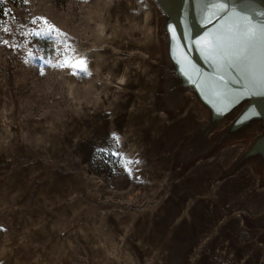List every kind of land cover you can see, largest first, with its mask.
<instances>
[{"label":"rangeland","instance_id":"374dc122","mask_svg":"<svg viewBox=\"0 0 264 264\" xmlns=\"http://www.w3.org/2000/svg\"><path fill=\"white\" fill-rule=\"evenodd\" d=\"M0 26V264H264V170L225 175L243 138L184 157L207 115L164 95L152 0H0Z\"/></svg>","mask_w":264,"mask_h":264},{"label":"water","instance_id":"95a60500","mask_svg":"<svg viewBox=\"0 0 264 264\" xmlns=\"http://www.w3.org/2000/svg\"><path fill=\"white\" fill-rule=\"evenodd\" d=\"M152 1L161 16L167 61L164 95L175 106L190 96L207 115L196 125L184 157L243 138L250 143L225 175L247 163L264 170V36L242 60L225 58L226 52L238 49L206 51L197 43L205 37L230 35L229 28L243 27V17H251L254 25L264 24V0ZM216 132L217 139L210 141ZM253 222L264 227V213Z\"/></svg>","mask_w":264,"mask_h":264},{"label":"snow or ice","instance_id":"6c2138e0","mask_svg":"<svg viewBox=\"0 0 264 264\" xmlns=\"http://www.w3.org/2000/svg\"><path fill=\"white\" fill-rule=\"evenodd\" d=\"M221 9L225 6L223 4L219 5ZM244 21L243 27L237 25L235 29L229 28L228 32L230 35L226 36H214L212 38L205 37L204 39L197 41L206 51H211L216 47L227 48V49H238V51H233L230 55L226 52L225 58L242 60L247 59L246 53L254 46L257 38L259 36H264V24L254 25L252 23L251 17H243ZM35 23V21H33ZM44 24L47 25L45 29L41 32H35L34 35L41 36L46 35L50 36L52 32H56L53 26L48 25L47 21H44ZM2 27V26H0ZM7 31V29H4ZM6 43V42H5ZM50 63V61H49ZM59 67H67L72 69H79L81 71L86 70V62L83 59H77L75 57H66L63 62L58 63ZM255 83V81H253ZM118 138H116L113 143L118 144ZM113 155H119L118 152L112 153ZM132 161H127L125 167L128 164H131ZM138 163V162H137Z\"/></svg>","mask_w":264,"mask_h":264}]
</instances>
